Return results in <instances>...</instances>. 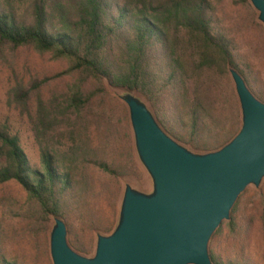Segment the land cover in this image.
<instances>
[{"label": "trees", "instance_id": "trees-1", "mask_svg": "<svg viewBox=\"0 0 264 264\" xmlns=\"http://www.w3.org/2000/svg\"><path fill=\"white\" fill-rule=\"evenodd\" d=\"M225 1L258 16L250 0H0V51L30 46L67 62L12 90L27 112L34 100V153L0 121V185L25 194L21 204L0 200V264H52L55 218L83 254L115 229L126 185L144 181L146 170L128 108L110 89L141 97L162 129L193 151L218 150L236 135L242 115L231 70L263 101L264 71L258 50L225 24ZM64 77L66 89L46 96ZM257 235L264 239V181L246 188L214 233L212 264H262Z\"/></svg>", "mask_w": 264, "mask_h": 264}, {"label": "water", "instance_id": "water-1", "mask_svg": "<svg viewBox=\"0 0 264 264\" xmlns=\"http://www.w3.org/2000/svg\"><path fill=\"white\" fill-rule=\"evenodd\" d=\"M264 26V0H250ZM242 124L220 149L198 153L169 136L133 92L126 104L135 148L152 179L145 193L126 185L115 229L97 236L93 256L74 249L66 223L55 218L52 264H212L210 241L230 220L239 196L264 179V101L231 70Z\"/></svg>", "mask_w": 264, "mask_h": 264}, {"label": "rangeland", "instance_id": "rangeland-1", "mask_svg": "<svg viewBox=\"0 0 264 264\" xmlns=\"http://www.w3.org/2000/svg\"><path fill=\"white\" fill-rule=\"evenodd\" d=\"M255 11L258 13L256 9ZM224 12L225 24L236 31L238 39L242 40L245 46L249 43L253 46L254 50L255 48L258 50L260 56L257 60L258 66L264 71V33L258 26L259 23L262 24L258 16L253 19L246 7H236L229 1H225ZM235 24L238 25V28L235 27ZM238 29H240V31H238ZM66 67L67 62L64 59L56 58L51 52H39L30 46L18 48L4 47L0 51V121H8L10 125H12L14 131H18L21 134L23 144L31 153L35 152L36 147L28 124V112L33 110L34 100L32 98L29 101V111L27 112V110H23V108L15 102L13 97H11L12 90L17 85L26 87L33 79H40L46 75H52ZM70 81L71 79L69 77L55 79L52 81L51 86H46L44 90L45 95L48 96L52 91L55 92L66 89ZM110 91L118 97L124 94L121 90L110 89ZM130 183L133 188L145 193L151 192L153 188L152 179L147 172L144 181L139 182L132 180ZM260 187L261 185L258 188L249 186L250 189L254 190H258ZM5 197L8 198L7 200L9 201L21 204L24 201L25 194L18 185L10 183L7 185H0V200ZM257 238L261 239L264 256V239H262L260 235H257ZM94 252L90 254L79 253L90 257L93 256Z\"/></svg>", "mask_w": 264, "mask_h": 264}, {"label": "built area", "instance_id": "built-area-1", "mask_svg": "<svg viewBox=\"0 0 264 264\" xmlns=\"http://www.w3.org/2000/svg\"><path fill=\"white\" fill-rule=\"evenodd\" d=\"M263 264H264V260H263Z\"/></svg>", "mask_w": 264, "mask_h": 264}]
</instances>
